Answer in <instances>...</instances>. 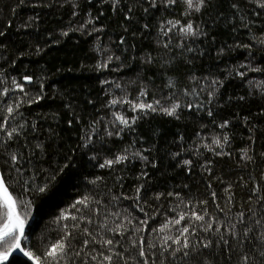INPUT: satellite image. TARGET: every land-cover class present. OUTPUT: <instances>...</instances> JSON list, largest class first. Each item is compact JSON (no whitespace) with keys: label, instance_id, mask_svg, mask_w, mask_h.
<instances>
[{"label":"trees","instance_id":"obj_1","mask_svg":"<svg viewBox=\"0 0 264 264\" xmlns=\"http://www.w3.org/2000/svg\"><path fill=\"white\" fill-rule=\"evenodd\" d=\"M236 2L246 4V0H219L210 13L206 10L186 18L179 0L172 8L165 10L158 5L149 13L143 11L148 7L147 0H121L115 9L111 0H0V31L4 33L0 36V80L10 85L12 77L22 82L24 75H31L33 84L26 88L30 89V97L38 95L43 85L44 98L21 108L27 120L38 126V133L29 136V140L55 141L48 159L38 161L43 168L62 167L66 160L70 161L65 174L58 176L45 193L25 191L12 174L10 182L20 201L18 210L27 217L21 243L24 252L32 251L47 260L46 250L63 235L62 225L66 222L58 219L61 212L83 193H98L111 207L112 195L131 197L137 185L143 183L142 206L156 216L149 221V229L158 226L166 215H174L170 209L176 200L168 192L180 193L186 201L207 199L209 211L216 212L210 196L215 191L217 202L225 211L231 207L232 213L247 212L251 189L257 184L264 188V71H250L241 65L264 69V45L253 41V37L264 34V15H258L262 10L254 5H247L249 27H244L238 17L233 19L236 14L231 4ZM129 15L131 19L127 18ZM89 19L93 23H88ZM168 19H191L197 24L202 20L207 35L185 42L195 50L191 53L185 51L181 55L176 47L166 50L158 41L167 39L159 34V26ZM145 24L149 25L147 29ZM177 40L173 36V46ZM243 44L251 48H244ZM109 55L112 62L107 68L99 67ZM149 56L151 63L146 62ZM237 71L246 74L241 78ZM192 76L199 78L200 86L205 77L224 82L210 106L212 117L206 109H182L180 119L149 113L141 116L133 131L122 134L123 140L106 136L105 127H111L108 121L112 119V109L106 105L114 96L129 93V99H135L141 88H147V100L151 102L153 96L167 97L173 91L166 87L169 79L179 88H192ZM106 80L114 83L106 84ZM4 86L0 83V88ZM201 98L206 100L207 93H201ZM127 109L124 105L115 110L128 117L134 115ZM226 120L230 122L228 127L221 129L219 125ZM93 121H99L95 125V147L83 149L81 137L90 131ZM224 134L230 138L224 149L230 155L206 151L204 144L211 145L214 136L222 139ZM100 136H104L103 141ZM134 139V147H129ZM125 147H129V153L150 149L144 152L148 161L130 158L126 165L114 170L98 167L106 157ZM243 149L248 150L252 160L242 158ZM93 154L96 160L89 159ZM184 159L193 161L191 170L183 165ZM206 162H210L211 174L204 167ZM142 172L147 174L145 179L139 178ZM37 175L40 179L36 183H42L47 173ZM28 176L25 173L24 178ZM97 176L104 178L99 187L89 183ZM229 185L233 196L230 202L229 193L225 192ZM161 192L164 195L157 200L155 196ZM29 200L31 203L27 204ZM252 200L254 203L255 197ZM121 208L145 218L131 199H121L113 210ZM142 234L148 239L154 235L150 231ZM6 264L30 263L14 256Z\"/></svg>","mask_w":264,"mask_h":264},{"label":"snow or ice","instance_id":"obj_2","mask_svg":"<svg viewBox=\"0 0 264 264\" xmlns=\"http://www.w3.org/2000/svg\"><path fill=\"white\" fill-rule=\"evenodd\" d=\"M23 2L24 0H20V3ZM179 2L184 6L183 16L187 18L204 13L206 10L210 13L218 6L219 0H179ZM111 3L115 9L121 0H111ZM177 3L178 0H147L148 7H144L143 11L149 13L150 8L156 9L158 5H162L167 10ZM247 5H254L257 9L262 10L257 14L264 15V0H246L245 5H241L239 2L232 3L231 8L235 10L236 14L233 19L238 17L244 27H249L245 15ZM128 12H132L131 7ZM127 18L131 19V16L129 15ZM88 23H93V21L89 19ZM202 23V20L200 24H197L191 19L186 22H181L178 19L163 21L159 26V34L167 39L158 41V44L166 50L170 47L179 48L181 55L185 51L191 53L195 50L185 42L207 35L201 26ZM148 27V24L144 25L145 29ZM94 30L101 31V29ZM3 35L4 33L0 31V36ZM62 35L67 36L68 32H63ZM173 36L178 37L175 46L171 43ZM253 41L264 45V34L259 38L253 37ZM120 43L124 44L125 41L121 39ZM240 46L237 45V47ZM242 46L251 48L249 44ZM220 52L222 53L223 49ZM112 59L113 57L109 55L107 62L99 67L107 68ZM116 59L119 60V57ZM146 62L151 63L152 57L149 56ZM165 63L171 64V61ZM241 67H248L250 71H264V69L252 68L247 65H241ZM237 74L243 78L246 73L237 71ZM2 76L3 73H0V77ZM190 79L193 83L192 88H179L175 81L169 79L166 87L173 91L167 97L153 96L151 102L147 100V88H141L135 99H129V93H125L123 96H114L106 105L112 109V119L108 121V125L111 127H105L106 136L109 139L115 136L123 140L122 134L125 131H133L141 116L149 113L159 112L180 119L182 109L186 108L188 111L206 109L207 115L212 117L213 110L210 106L216 100L217 93L223 87L224 82L218 78L209 80L205 77L203 86H200L199 78L192 76ZM0 83L5 85L0 88V264H6L13 251H23L21 241L24 238L27 219L18 210L20 201L10 182L13 179L12 174L15 173V179L21 182L25 191L45 193L58 176L65 174V169L69 168L70 161L66 160L62 167L43 168L38 161L48 159V153L53 150L55 141L36 140L32 142L29 140V136L38 133V126L35 122L27 120L21 108L26 104L39 103L44 98L43 85L41 84V92L38 95L30 97V89L26 90V88L33 84L31 75H24L22 82L12 77L10 85L6 80H0ZM104 83L114 82L106 80ZM115 86L123 91L120 84ZM205 92L207 93L206 100L201 98V93ZM261 94L264 95V92ZM162 100H166V103H162ZM124 105H127V110L134 115L128 117L123 111L115 110L117 107L123 108ZM100 120H104V117H100ZM68 123L71 126L72 121L70 120ZM97 123L99 121H93L90 131L85 132L81 137V140L84 141L83 149H89L90 145L95 147L93 138L98 133V129L95 127ZM229 123L226 120L219 127L227 128ZM229 139L227 134H224L222 139L220 136H214L212 144H204L203 147L206 151L213 152L214 155H230L224 151ZM100 140L103 141L104 136H100ZM135 143L134 139L133 144L129 147H134ZM78 147L80 146L78 145ZM129 147L114 153L110 158L106 157L98 167L114 170L116 166L126 165L130 158L148 161L144 152L150 151V149L135 150L129 153ZM71 151L72 154L75 153V149ZM194 151L199 155V148ZM242 152L243 159H253L248 155L247 149H243ZM96 158L95 154L89 156L90 160H96ZM182 163L191 170L192 160L184 159ZM209 163L206 162L204 167L211 174ZM155 166L153 164V167ZM38 172L47 173L43 177L42 183H36L40 179L37 175ZM25 173H29L26 179L24 178ZM146 175L142 172L139 178L145 179ZM103 179V177L97 176L89 183L99 187ZM33 184L35 187H31ZM143 189L144 184L141 183L137 185L135 193L131 197L124 194L112 195L111 207L110 202L105 201L98 193L96 195L81 194L61 212L58 219L66 222L62 225L63 235L51 243L46 250L47 260L35 255L32 251H26L24 255L32 260L33 264H264V188H261L259 184L251 189L255 201L253 203L252 197L249 198L250 207L247 212L241 210L236 213H232L231 207L225 211L220 206L215 191H212L210 196L216 212L209 211L207 199L186 201L180 193L168 192L167 195L175 197L176 200L175 206L170 209L174 215H166L158 226H153L151 229H149V221L155 220L156 216L150 215L142 206L144 203L141 196ZM225 192L229 193L227 200L232 201L231 185L225 189ZM163 195V192L157 193L155 198L159 200ZM121 199L133 200V206L139 212H143L145 218L141 219L133 215L128 208L113 210L118 208V202ZM30 203V200L27 201V204ZM149 231L154 234L152 239H148L142 234Z\"/></svg>","mask_w":264,"mask_h":264},{"label":"water","instance_id":"obj_3","mask_svg":"<svg viewBox=\"0 0 264 264\" xmlns=\"http://www.w3.org/2000/svg\"><path fill=\"white\" fill-rule=\"evenodd\" d=\"M26 226H27V225H26V223H25L24 235H25V229H26ZM22 240H23V239H22ZM21 243H22V241H21ZM21 248H22V246H21ZM14 256L20 257V258H22V259L28 261L30 264H33V261H32V260H29L28 257L24 255V251H20V250H15V251H13L12 254L8 257L7 262H8L12 257H14Z\"/></svg>","mask_w":264,"mask_h":264}]
</instances>
